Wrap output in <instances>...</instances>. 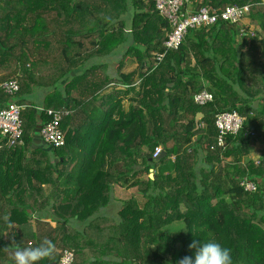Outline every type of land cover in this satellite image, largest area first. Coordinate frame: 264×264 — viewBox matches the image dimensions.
Listing matches in <instances>:
<instances>
[{
	"label": "trees",
	"instance_id": "1",
	"mask_svg": "<svg viewBox=\"0 0 264 264\" xmlns=\"http://www.w3.org/2000/svg\"><path fill=\"white\" fill-rule=\"evenodd\" d=\"M192 1L249 5L248 22L189 29L166 50L170 25L152 0H0V85L18 77L25 104L23 142L0 130V264L45 239L55 250L38 264H60L65 250L72 264H178L208 239L230 248L233 264H264V0ZM131 8L128 41L119 18ZM127 41L117 76L88 64ZM40 87L44 108L63 114V146L35 139L50 120L27 99ZM204 89L214 98L201 105ZM10 99L0 87V105ZM233 110L243 127L219 145L216 117ZM118 186L136 193L108 214Z\"/></svg>",
	"mask_w": 264,
	"mask_h": 264
},
{
	"label": "built area",
	"instance_id": "2",
	"mask_svg": "<svg viewBox=\"0 0 264 264\" xmlns=\"http://www.w3.org/2000/svg\"><path fill=\"white\" fill-rule=\"evenodd\" d=\"M149 1V0H146ZM155 3L158 13L168 21L170 31L164 40L166 50L178 49L185 39L189 29L199 28L215 24L219 20L229 21L231 23L242 24L249 12V5L238 6L228 5L224 9L214 8L210 3L202 5L200 9H193L192 0H152ZM252 35H255L254 33ZM164 53H158L157 58L161 59ZM0 87L11 99L4 105H0V130L11 144L15 141L23 142V105L17 103L12 97L20 90V82L18 77H13L3 82ZM214 98L213 93L207 89L202 90L195 95V101L198 104H206ZM40 111H44L50 120L41 124L40 134L47 144L60 147L66 143L65 132L61 128L63 114L54 109H45L38 107ZM244 124V117L237 111L220 112L216 117V126L219 129L218 143L225 146L226 136L228 134H237ZM163 149L157 147L154 157H159ZM241 185L249 192L257 190L255 181L244 178ZM75 255L73 251L65 250L60 264H72Z\"/></svg>",
	"mask_w": 264,
	"mask_h": 264
},
{
	"label": "clouds",
	"instance_id": "3",
	"mask_svg": "<svg viewBox=\"0 0 264 264\" xmlns=\"http://www.w3.org/2000/svg\"><path fill=\"white\" fill-rule=\"evenodd\" d=\"M164 231L175 234L182 230L173 231L170 228H165ZM189 248L195 250L194 258L193 256H185L178 264H233L231 249L215 239L193 240ZM54 250L55 245L47 239L34 248L17 245L14 262L15 264H38L40 260L52 256Z\"/></svg>",
	"mask_w": 264,
	"mask_h": 264
},
{
	"label": "crops",
	"instance_id": "4",
	"mask_svg": "<svg viewBox=\"0 0 264 264\" xmlns=\"http://www.w3.org/2000/svg\"><path fill=\"white\" fill-rule=\"evenodd\" d=\"M133 14H134V9L131 8L121 18H119V22H121V21H127V23L129 24V26L128 25L121 26V28H123L125 30V36H128V41H131L133 39L130 36V34H129L131 32L130 22L132 20ZM128 41L126 43L119 44L109 54H106L104 57L95 58V59L91 60L88 64L90 66L92 64H94V63L104 64L106 66V69L108 70V74H109V76L111 78L112 77H115V75L117 76V74H118V67H119V65L121 63V60L123 59V57L125 55L126 49L128 50L129 47L131 46V44ZM130 61H133L135 63V65L129 67V62ZM137 65H138L137 61H134V60L131 59V60L127 61V62H124L123 71L124 72H128L130 70H133ZM79 70H80V67L76 68L74 70V73H76V71H79ZM66 80H67V78L64 80V82ZM112 84L113 83H111V85ZM118 88L119 89H124V86L119 85ZM49 93L50 92H49V89L48 88H45V87L42 88V87H40L35 92L30 93L27 96V99L30 100V101H32V103H34V105H40V107H44L45 100H46V98H47V96H48ZM14 100L16 101V99H14ZM37 107H39V106H37ZM130 189H133V188H126V187H123V186L116 187L115 188V192H114L113 200L111 201L110 205L105 208V209H107V212L106 213H108V214L109 213L110 214L111 213L112 214L116 213V212H113L112 210H110L111 206H113L114 203L117 201L116 198L122 199L121 201H119V204H121L122 201H123V199H126L127 197H129V194H131V193H128L127 190H130ZM134 194L135 193H133V195ZM119 207H120V205H119ZM105 209H103V210H105Z\"/></svg>",
	"mask_w": 264,
	"mask_h": 264
},
{
	"label": "rangeland",
	"instance_id": "5",
	"mask_svg": "<svg viewBox=\"0 0 264 264\" xmlns=\"http://www.w3.org/2000/svg\"><path fill=\"white\" fill-rule=\"evenodd\" d=\"M246 23L248 22V19H245L244 20ZM255 36V35H254ZM135 63L133 61H130L129 62V67L131 66H134ZM129 69V68H128ZM13 99H16L15 96L12 97ZM128 100H125V106L127 107L128 106ZM40 107V105H37ZM262 145L260 143H256L253 145V150H252V153H251V156L254 158V159H258V155H259V152H258V149L261 147ZM162 147V146H161ZM158 158V157H157ZM128 193H131L133 195V193H136L135 189H130V190H127ZM130 191V192H129ZM130 195V194H129ZM117 201L114 203L113 206H111L110 210H112L113 212H117L118 209H119V201H121L122 199L120 198H116ZM120 199V200H119ZM121 203V202H120ZM116 214V213H114ZM178 222H174L173 224H170V226L172 227H175V225L177 224Z\"/></svg>",
	"mask_w": 264,
	"mask_h": 264
},
{
	"label": "water",
	"instance_id": "6",
	"mask_svg": "<svg viewBox=\"0 0 264 264\" xmlns=\"http://www.w3.org/2000/svg\"><path fill=\"white\" fill-rule=\"evenodd\" d=\"M202 116H203L202 113H198V115H197V117H196V122H197V123L200 121V119H201ZM41 127H42L41 124H38V125H37V128H36V130H35V138H36L37 140L41 141L43 144H47L46 141H45L44 139H42V136H41V134H40ZM165 154H166V151L163 150L162 153H161V155H160L158 158H156V160L161 159ZM150 176L153 177V173H151Z\"/></svg>",
	"mask_w": 264,
	"mask_h": 264
}]
</instances>
